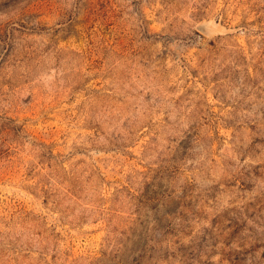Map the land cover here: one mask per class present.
Listing matches in <instances>:
<instances>
[{"label": "rangeland", "instance_id": "obj_1", "mask_svg": "<svg viewBox=\"0 0 264 264\" xmlns=\"http://www.w3.org/2000/svg\"><path fill=\"white\" fill-rule=\"evenodd\" d=\"M0 264H264V0H0Z\"/></svg>", "mask_w": 264, "mask_h": 264}, {"label": "trees", "instance_id": "obj_2", "mask_svg": "<svg viewBox=\"0 0 264 264\" xmlns=\"http://www.w3.org/2000/svg\"><path fill=\"white\" fill-rule=\"evenodd\" d=\"M44 191V190H43ZM44 193H45V195L47 194L45 191H44ZM45 197H47V196H45Z\"/></svg>", "mask_w": 264, "mask_h": 264}]
</instances>
